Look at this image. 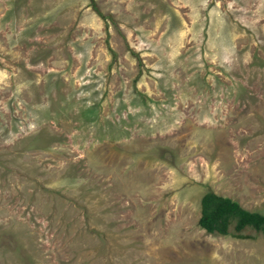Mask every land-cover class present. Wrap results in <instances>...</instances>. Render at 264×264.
<instances>
[{
    "label": "rangeland",
    "instance_id": "374dc122",
    "mask_svg": "<svg viewBox=\"0 0 264 264\" xmlns=\"http://www.w3.org/2000/svg\"><path fill=\"white\" fill-rule=\"evenodd\" d=\"M207 191L264 213V0H0V264H264Z\"/></svg>",
    "mask_w": 264,
    "mask_h": 264
},
{
    "label": "trees",
    "instance_id": "16d2710c",
    "mask_svg": "<svg viewBox=\"0 0 264 264\" xmlns=\"http://www.w3.org/2000/svg\"><path fill=\"white\" fill-rule=\"evenodd\" d=\"M198 225L210 234L248 238L247 230L264 235V213L249 211L230 197L207 191L200 198Z\"/></svg>",
    "mask_w": 264,
    "mask_h": 264
}]
</instances>
